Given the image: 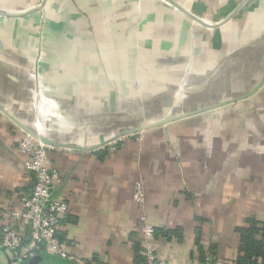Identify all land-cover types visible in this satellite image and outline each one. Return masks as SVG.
Here are the masks:
<instances>
[{
  "label": "crops",
  "instance_id": "0c3cea01",
  "mask_svg": "<svg viewBox=\"0 0 264 264\" xmlns=\"http://www.w3.org/2000/svg\"><path fill=\"white\" fill-rule=\"evenodd\" d=\"M172 1L233 15L206 27L166 0H45L43 14L40 0H0V231L34 185L27 131L50 147L68 205L57 238L70 257L45 264H145L138 180L170 264H210V249L230 264L236 229L264 223V0ZM166 117L180 119L94 149ZM0 264L21 263L0 247Z\"/></svg>",
  "mask_w": 264,
  "mask_h": 264
},
{
  "label": "built area",
  "instance_id": "2783aa9c",
  "mask_svg": "<svg viewBox=\"0 0 264 264\" xmlns=\"http://www.w3.org/2000/svg\"><path fill=\"white\" fill-rule=\"evenodd\" d=\"M41 4L42 0L35 9ZM43 6L37 10L41 14L44 13ZM191 23L198 25L193 21ZM42 99L47 100L44 97ZM142 133L129 136L137 135L140 140ZM122 139L110 141L100 149L113 150ZM49 149L48 145L29 132H22L18 150L25 157V170L34 175L35 181L30 193L20 198L21 209L8 212L9 220L0 231V247L8 253L10 259L17 263L23 264L40 253L61 258L70 257V252L59 244L57 238L58 226L62 217L68 213V205L64 199L54 195L53 191L55 184L59 181V174L47 165ZM133 201L140 211L138 224L145 264H170L156 254L155 228L144 212L145 188L141 180L134 184ZM22 222L27 226L28 235L26 236L20 232L19 225ZM206 261L209 263L210 259L207 258Z\"/></svg>",
  "mask_w": 264,
  "mask_h": 264
},
{
  "label": "trees",
  "instance_id": "16d2710c",
  "mask_svg": "<svg viewBox=\"0 0 264 264\" xmlns=\"http://www.w3.org/2000/svg\"><path fill=\"white\" fill-rule=\"evenodd\" d=\"M236 232L239 235L240 244L238 253L230 264H264V223L249 218L246 225L238 227ZM214 255L213 249H210L209 253H204L203 261L208 262L206 261L208 258L210 264H217Z\"/></svg>",
  "mask_w": 264,
  "mask_h": 264
},
{
  "label": "water",
  "instance_id": "95a60500",
  "mask_svg": "<svg viewBox=\"0 0 264 264\" xmlns=\"http://www.w3.org/2000/svg\"><path fill=\"white\" fill-rule=\"evenodd\" d=\"M166 1L169 2L171 5H173L176 9H178L179 11L184 13L189 18V20L191 19L190 21H193V22H195L198 25H202V26H206V27H217V26H220L225 21L230 19L231 16L233 15V12L229 13L225 18H223V19H221V20H219L217 22L211 23V22L205 20L204 18L199 17V16L191 13L188 10H185L176 1H172V0H166ZM44 3H45V0H42V4L40 6H38L35 10L41 9ZM9 15H16V14L15 13H10ZM178 119H180V118H178V117H166L165 119H163L161 121L154 122V123H141V124L131 128V129H127V130L122 131L121 133H119L118 135H116L114 137H111V138L106 139V140L105 139L102 140L98 145H96L94 147V149L101 148L102 146L106 145L110 141L116 140V139H118V138H120L122 136L132 135V134L143 132V131H146V130H149V129H153V128H156V127L165 126V125H167V124H169V123H171V122H173L175 120H178ZM32 136H34L36 138H39L36 135H32ZM55 260H57V257L52 256V255H48L47 253H43V254H39V255H36V256L30 258L29 260H27L25 262V264H45V263H48V262H54Z\"/></svg>",
  "mask_w": 264,
  "mask_h": 264
}]
</instances>
